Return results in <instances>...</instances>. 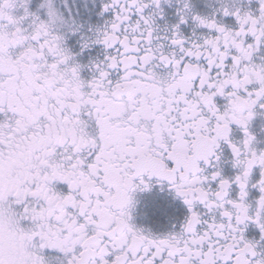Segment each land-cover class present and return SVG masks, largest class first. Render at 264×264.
<instances>
[{
	"label": "snow or ice",
	"instance_id": "6c2138e0",
	"mask_svg": "<svg viewBox=\"0 0 264 264\" xmlns=\"http://www.w3.org/2000/svg\"><path fill=\"white\" fill-rule=\"evenodd\" d=\"M30 5L0 0V264H264V0H101L86 31ZM153 189L166 232L135 223Z\"/></svg>",
	"mask_w": 264,
	"mask_h": 264
},
{
	"label": "flooded vegetation",
	"instance_id": "af4514ba",
	"mask_svg": "<svg viewBox=\"0 0 264 264\" xmlns=\"http://www.w3.org/2000/svg\"><path fill=\"white\" fill-rule=\"evenodd\" d=\"M41 0H31V9L35 11ZM58 9L63 12L65 17L69 16V9L71 10V16L76 19L77 22L84 25V30H87L88 25L103 24L107 18V14L104 17L98 15L101 8V0H55ZM197 11L202 13H209L212 11L208 5H214L215 0H192ZM67 5V7H65ZM166 8V19L169 23L175 22V7ZM43 15V10H41ZM226 22L231 23V18H226ZM183 30L186 34H190L191 25L183 26ZM79 35L70 36L68 40L69 46L73 51H79ZM103 48L99 45H94L88 50H85L82 56L79 57L82 63H87L90 58L98 56L102 57ZM87 75V73H85ZM264 127V117H257L253 123V129L257 132L258 138L264 141V132H261V128ZM234 136L237 138L240 136L239 130L234 131ZM261 146H264L262 144ZM226 158L229 156V152L225 149ZM225 174L231 175L232 169L230 166H225ZM255 195V193H253ZM140 204L137 209L135 223L138 226L151 228L154 232H166L171 229L173 224L179 225L180 221L186 212L183 204L176 199H173L172 195L167 191L161 192L159 189H153L150 193H143L138 196ZM254 228L249 229V235H255Z\"/></svg>",
	"mask_w": 264,
	"mask_h": 264
}]
</instances>
